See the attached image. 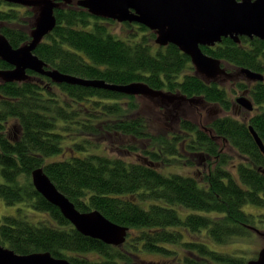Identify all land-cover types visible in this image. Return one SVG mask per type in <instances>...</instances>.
Returning a JSON list of instances; mask_svg holds the SVG:
<instances>
[{
    "label": "trees",
    "instance_id": "16d2710c",
    "mask_svg": "<svg viewBox=\"0 0 264 264\" xmlns=\"http://www.w3.org/2000/svg\"><path fill=\"white\" fill-rule=\"evenodd\" d=\"M55 17L56 27L35 50L48 69L108 84L144 82L203 103L163 106L156 98L59 84L34 72L22 83L0 81V197L51 219L34 224L5 216L0 243L73 264H162L143 260L146 252L173 254L176 264L248 262L214 251L206 236L218 243L246 236L255 217L244 206L264 208V152L250 129L264 144V80L242 72L264 74V40L225 37L202 46L233 74L209 82L187 54L175 44L157 45L155 32L142 24L94 16L76 0L62 3ZM35 18L33 7L0 0V33L12 47L31 42ZM10 67L0 59V70ZM239 93L258 107L248 122L229 114ZM231 148L240 158L235 173L225 167L234 158ZM184 166L199 169L187 174ZM37 168L79 211L99 210L128 227L126 242L109 245L78 232L37 192L31 177Z\"/></svg>",
    "mask_w": 264,
    "mask_h": 264
},
{
    "label": "water",
    "instance_id": "95a60500",
    "mask_svg": "<svg viewBox=\"0 0 264 264\" xmlns=\"http://www.w3.org/2000/svg\"><path fill=\"white\" fill-rule=\"evenodd\" d=\"M35 9V23L30 43L18 48L0 33V59L12 67L0 70L4 82H25L30 79L29 71L51 78L56 83L80 84L108 88L122 94L156 98L163 106L179 107L187 103H203L200 98H186L163 90H155L144 82L121 85L108 84L103 80H86L48 69L46 63L36 54V48L47 34L56 27L55 10L62 3L72 0H4ZM92 15L120 21L139 23L155 32V42L160 46L175 44L187 54L196 73L211 82L221 77H233L223 62L204 54L202 46H214L223 38L230 37L240 43L241 36L264 40V0H76ZM243 73L252 81H263L264 75L250 69ZM246 109L252 110L253 102L244 96L237 98ZM254 140L264 152V144L250 127ZM249 129V130H250ZM44 169L32 170V182L48 202L57 206L63 216L82 234L99 239L106 244L120 246L127 240L129 228L117 224L99 210L82 212L53 183ZM244 264H264V247ZM0 264H73L68 259L56 258L50 252L19 254L0 243ZM230 264V263H229Z\"/></svg>",
    "mask_w": 264,
    "mask_h": 264
},
{
    "label": "rangeland",
    "instance_id": "374dc122",
    "mask_svg": "<svg viewBox=\"0 0 264 264\" xmlns=\"http://www.w3.org/2000/svg\"><path fill=\"white\" fill-rule=\"evenodd\" d=\"M218 44V43H217ZM264 75V74H263ZM224 78V77H221ZM226 84V83H225ZM240 94V93H239ZM238 94V95H239ZM237 94H233V99L234 101V109L231 110L229 113L232 117L236 118L237 120H241L244 122H248L250 119V116L253 114L257 113L258 107L256 106L255 102L253 101L252 98H249L248 95L246 94V97H248L252 102H253V108L252 110L246 109L245 106L241 105L238 100L236 99ZM241 96V94H240ZM186 110H190V108L187 106ZM224 115L225 113L218 112L217 110L211 111L212 115ZM232 150L229 151L230 155H234L233 159H230L231 162L229 161L227 164H225V167L231 172L235 173V166H233V163H238L240 161V158L237 157L235 153H233V148ZM171 169L178 170L181 167L179 166H171ZM185 169V166L183 167ZM199 169L197 166H188L184 170L187 174L189 173H194ZM206 169V168H205ZM4 181L2 174L0 173V184ZM22 209V211H19V209ZM244 210L248 214H252L256 218H259L260 221H262L264 224V208L253 205V204H246L244 206ZM206 213V212H201ZM25 216L30 222L38 223L40 220H46L48 217L47 213L40 212L36 210L33 207H29L24 205V203H15L13 205L7 204L5 199L3 197H0V224L3 223L4 217L5 216ZM182 215V213H181ZM50 217V216H49ZM48 217V218H49ZM50 219V218H49ZM51 220V219H50ZM254 220V222H255ZM51 222V221H50ZM253 225H256V223H253ZM129 234V233H128ZM205 234V232H204ZM128 237V236H127ZM187 240H190L191 238L189 236H185ZM206 240L209 242V247H211L214 251L221 252V253H228L229 255H235L242 257L244 260L245 259H252L257 256V254L260 252V250L264 247V237L260 236L259 234H256L255 232L250 230V233L246 236H239V237H234L227 243H218L212 239H208L206 236ZM171 247V246H170ZM171 247L170 249H172ZM174 249V248H173ZM173 254H163V253H143V260L148 261L149 263L152 262H158L162 264H176L175 259ZM210 264H218L217 262H211Z\"/></svg>",
    "mask_w": 264,
    "mask_h": 264
},
{
    "label": "flooded vegetation",
    "instance_id": "af4514ba",
    "mask_svg": "<svg viewBox=\"0 0 264 264\" xmlns=\"http://www.w3.org/2000/svg\"><path fill=\"white\" fill-rule=\"evenodd\" d=\"M11 68V67H10ZM256 225H249L247 227H249V230L255 232L256 234H259L260 236L264 237V224L262 221L259 220V218H256L255 220Z\"/></svg>",
    "mask_w": 264,
    "mask_h": 264
},
{
    "label": "bare ground",
    "instance_id": "6f19581e",
    "mask_svg": "<svg viewBox=\"0 0 264 264\" xmlns=\"http://www.w3.org/2000/svg\"><path fill=\"white\" fill-rule=\"evenodd\" d=\"M73 1V0H72ZM70 4V3H69ZM29 72H31V71H29ZM35 73V72H34ZM38 74V73H37ZM0 81H2V82H4L3 80H0ZM14 82H19V81H14ZM5 83H13V82H5ZM19 83H22V82H19Z\"/></svg>",
    "mask_w": 264,
    "mask_h": 264
}]
</instances>
